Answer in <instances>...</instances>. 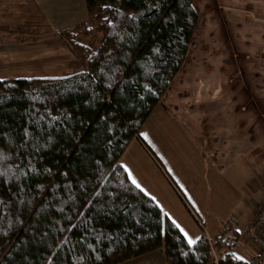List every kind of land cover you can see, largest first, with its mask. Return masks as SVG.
<instances>
[{
	"label": "trees",
	"instance_id": "16d2710c",
	"mask_svg": "<svg viewBox=\"0 0 264 264\" xmlns=\"http://www.w3.org/2000/svg\"><path fill=\"white\" fill-rule=\"evenodd\" d=\"M84 6V20L53 34L80 71L0 79V264H118L156 249L168 264H215L222 248L219 264L243 261L223 228L189 245L118 161L132 139L152 155L138 130L188 57L192 0ZM95 28V49L73 40Z\"/></svg>",
	"mask_w": 264,
	"mask_h": 264
},
{
	"label": "crops",
	"instance_id": "0c3cea01",
	"mask_svg": "<svg viewBox=\"0 0 264 264\" xmlns=\"http://www.w3.org/2000/svg\"><path fill=\"white\" fill-rule=\"evenodd\" d=\"M261 2L264 5V0ZM257 14V19L263 21L264 7L258 8ZM85 17L84 0H0V37L45 36L29 41L0 40V79L60 77L80 71L77 59L53 33ZM22 20H28L26 25ZM181 69L171 80L165 100L152 108L138 130L159 165L137 139L127 144L118 161L130 181H136L132 183L139 185L192 245L201 233L214 239L231 213L243 222L251 216L248 201L252 205L264 198L261 196L264 194V156L259 160L254 159L255 153L233 150V155L228 157L227 149V158H224L210 152L208 145L215 144L216 139L221 141L227 137L229 142L233 136L241 134L215 137V119L217 125L225 121L231 123L228 117L215 118L219 116L217 112L208 113L213 118L209 121L206 114V123L202 122L201 129L196 127V122L189 118L198 117L195 110L181 108L190 106V97H182L184 89L181 88L174 93L176 83L182 80ZM178 191L189 209L180 200ZM232 238L234 242L229 245V251L234 258L245 260L253 255L254 249L245 236L236 233ZM152 253L118 264H156L148 256Z\"/></svg>",
	"mask_w": 264,
	"mask_h": 264
},
{
	"label": "rangeland",
	"instance_id": "374dc122",
	"mask_svg": "<svg viewBox=\"0 0 264 264\" xmlns=\"http://www.w3.org/2000/svg\"><path fill=\"white\" fill-rule=\"evenodd\" d=\"M192 3L198 13V24L188 57L180 68L182 80L176 83L174 93L181 88L184 89L182 97H190V106L182 105L181 108L195 110L198 117L189 118L196 122V127L201 129L202 122L206 123V114L217 112L219 116L215 118L228 117L231 123L225 121L217 125L215 119V137L241 134L233 136L229 142L227 137L221 141L216 139L215 144L208 145L212 154L227 158V149L228 157L233 155V150L235 153L246 150L257 154L254 159L261 160L264 156V15L261 16L263 21L258 20L257 10L264 5L261 0H192ZM23 17L27 19L25 14ZM27 21L22 20V24L26 25ZM40 37L45 36L37 35ZM19 38L0 37V40ZM73 40L95 49L99 45L100 32L95 28L91 34L78 35ZM210 119L212 115H208V121ZM258 203L250 205L248 201L251 212ZM237 220L244 226L253 217L248 216L243 222L237 215ZM254 247L251 257L256 253ZM148 256L156 264H168L159 249Z\"/></svg>",
	"mask_w": 264,
	"mask_h": 264
},
{
	"label": "built area",
	"instance_id": "2783aa9c",
	"mask_svg": "<svg viewBox=\"0 0 264 264\" xmlns=\"http://www.w3.org/2000/svg\"><path fill=\"white\" fill-rule=\"evenodd\" d=\"M258 205L251 212L253 220L244 226H240L237 220V215L230 214L222 223V228L224 229L227 236L230 238L235 232L240 233L241 236H245L250 244L255 248V255L248 259H245L238 264H260L264 260V198H262ZM224 249L219 251L218 254H213L215 258V264H219L218 260Z\"/></svg>",
	"mask_w": 264,
	"mask_h": 264
},
{
	"label": "snow or ice",
	"instance_id": "6c2138e0",
	"mask_svg": "<svg viewBox=\"0 0 264 264\" xmlns=\"http://www.w3.org/2000/svg\"><path fill=\"white\" fill-rule=\"evenodd\" d=\"M134 184L136 183L135 180L132 181ZM137 187H139V185L137 184ZM189 243H192V241H189Z\"/></svg>",
	"mask_w": 264,
	"mask_h": 264
}]
</instances>
